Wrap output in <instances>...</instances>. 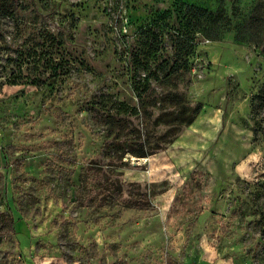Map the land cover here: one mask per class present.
<instances>
[{"label":"rangeland","instance_id":"1","mask_svg":"<svg viewBox=\"0 0 264 264\" xmlns=\"http://www.w3.org/2000/svg\"><path fill=\"white\" fill-rule=\"evenodd\" d=\"M257 1L9 2L0 211L14 232L0 240V264H264V38L242 33ZM186 5L213 13L187 29L178 82L201 109L163 137L168 86L139 70L152 89L139 94L132 58L164 13L160 51L171 56L173 29L195 19ZM156 144L145 157L128 152Z\"/></svg>","mask_w":264,"mask_h":264},{"label":"trees","instance_id":"2","mask_svg":"<svg viewBox=\"0 0 264 264\" xmlns=\"http://www.w3.org/2000/svg\"><path fill=\"white\" fill-rule=\"evenodd\" d=\"M11 0H0V14L3 16H11L13 14ZM186 8L190 11L189 13L195 18L193 21L188 20L183 25V31L178 29H173L170 34L167 31V34H170V41L172 46V55L171 56H163L161 53V39L163 35V30H165V18L166 13L161 14L159 21L163 23H157L159 30L152 31L151 27L146 29L147 36L151 35L152 37H147L145 43L140 50L143 49L142 54H134L132 58V70H133V87L134 90L138 91L139 94L149 95V92L152 90L150 88V84L147 82V77L144 79L136 80L139 76V70L147 71L149 77L154 78L155 82L160 87L168 86V90L162 93L158 100L161 103H167L168 105L174 108V112H168L167 118L165 119V123L170 126L168 132L164 136H170L177 129L180 130L183 126L190 124L198 112L201 109V103L191 104L184 96L182 92L179 91L178 82L180 79L185 78V74L188 72V56L192 53V44L190 38L187 36V29L193 26H200L199 19L204 18V20H208L213 17V13L207 11L206 9H201L193 6L186 5ZM194 11V12H191ZM254 29L260 34L259 40L263 41L264 38V0H258L254 9L244 25V30L242 33L249 29ZM169 30V29H168ZM150 31V32H149ZM169 32V33H168ZM146 38V37H145ZM163 50V49H162ZM140 78V77H139ZM188 82V80H187ZM116 111H121L126 115H135L137 113V109L134 107H129L128 105L117 102L114 106ZM110 126L119 125L118 127L122 128L124 126L125 121L123 119L120 120H111ZM173 139H167L164 142L170 143ZM145 149L142 146H139L137 149H128V152H131L133 155L137 157H145L151 155L161 147L156 144L154 146L147 145ZM1 216H8L9 222L7 223V229L5 232L0 234V240L3 235L12 234L14 232L13 229V217L9 211L1 212L0 211V229L3 228V219L1 220Z\"/></svg>","mask_w":264,"mask_h":264}]
</instances>
